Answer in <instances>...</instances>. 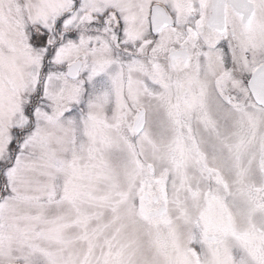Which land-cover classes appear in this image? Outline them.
<instances>
[{
	"label": "snow or ice",
	"instance_id": "6c2138e0",
	"mask_svg": "<svg viewBox=\"0 0 264 264\" xmlns=\"http://www.w3.org/2000/svg\"><path fill=\"white\" fill-rule=\"evenodd\" d=\"M0 264H264V0H0Z\"/></svg>",
	"mask_w": 264,
	"mask_h": 264
}]
</instances>
